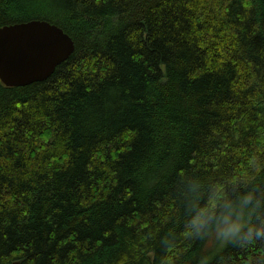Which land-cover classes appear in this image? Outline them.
<instances>
[{"label":"trees","instance_id":"16d2710c","mask_svg":"<svg viewBox=\"0 0 264 264\" xmlns=\"http://www.w3.org/2000/svg\"><path fill=\"white\" fill-rule=\"evenodd\" d=\"M33 20L74 50L0 82V264H264V0H0Z\"/></svg>","mask_w":264,"mask_h":264},{"label":"water","instance_id":"95a60500","mask_svg":"<svg viewBox=\"0 0 264 264\" xmlns=\"http://www.w3.org/2000/svg\"><path fill=\"white\" fill-rule=\"evenodd\" d=\"M73 50L71 38L45 21L1 27L0 82L16 88L45 81Z\"/></svg>","mask_w":264,"mask_h":264},{"label":"clouds","instance_id":"9594fccd","mask_svg":"<svg viewBox=\"0 0 264 264\" xmlns=\"http://www.w3.org/2000/svg\"><path fill=\"white\" fill-rule=\"evenodd\" d=\"M227 207V206H225ZM232 211L229 210L223 217V225L220 229V234L224 237L225 242L230 241L235 238L245 227V224L241 221L240 217H237L236 220H231ZM201 221L199 219L194 221V224H199ZM257 235L264 236V231L258 232ZM249 238L252 236V230L249 229L248 232Z\"/></svg>","mask_w":264,"mask_h":264}]
</instances>
